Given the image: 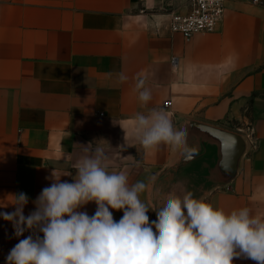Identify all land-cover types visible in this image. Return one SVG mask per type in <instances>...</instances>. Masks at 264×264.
Returning <instances> with one entry per match:
<instances>
[{
    "label": "crops",
    "instance_id": "0c3cea01",
    "mask_svg": "<svg viewBox=\"0 0 264 264\" xmlns=\"http://www.w3.org/2000/svg\"><path fill=\"white\" fill-rule=\"evenodd\" d=\"M187 2L0 0V213L13 212V195L24 192L30 214L52 173L73 182L81 145L91 150L97 143L109 171L149 185L140 199L151 214L158 188L162 205L182 195L194 163L165 144L145 150L133 137V117L157 108L177 129L195 121L247 137L237 177L203 197L225 212L247 207L264 217V6L230 0L214 32L185 38L168 23ZM138 76L152 93L147 106L135 89ZM188 133V143L198 145ZM174 168V181L163 185ZM96 209L93 201L78 210L92 216ZM110 211L116 221L123 216ZM30 234L15 237L0 216V264ZM233 264L257 262L240 257Z\"/></svg>",
    "mask_w": 264,
    "mask_h": 264
},
{
    "label": "clouds",
    "instance_id": "9594fccd",
    "mask_svg": "<svg viewBox=\"0 0 264 264\" xmlns=\"http://www.w3.org/2000/svg\"><path fill=\"white\" fill-rule=\"evenodd\" d=\"M117 80L128 77L120 72ZM135 89L147 106L152 93L145 78L138 76ZM133 123V137L145 150L165 144L186 160L199 155V146L188 143V130L175 128L163 109L138 112ZM81 146L73 182L53 172L50 186L33 201L34 211L24 215L29 197L19 192L13 195L15 210L0 213L12 223L15 237L31 233L9 251L6 264H233L240 257L264 264V217L247 207L225 212L185 191L166 199L150 223V209L140 199L149 185L130 184L127 172L109 171L99 143L91 150ZM156 179L149 177L153 184ZM93 201L92 216L78 210ZM110 209L123 211L119 221Z\"/></svg>",
    "mask_w": 264,
    "mask_h": 264
},
{
    "label": "water",
    "instance_id": "95a60500",
    "mask_svg": "<svg viewBox=\"0 0 264 264\" xmlns=\"http://www.w3.org/2000/svg\"><path fill=\"white\" fill-rule=\"evenodd\" d=\"M188 131L199 142V155L187 162L190 177L185 183L186 191H192L196 198L206 192L229 186L237 177L242 160L247 152L248 141L242 133L231 132L208 124L190 121ZM230 144V147H226ZM213 153L210 154V150ZM177 168V166H176ZM173 172L166 175L162 184L167 186L174 180Z\"/></svg>",
    "mask_w": 264,
    "mask_h": 264
},
{
    "label": "built area",
    "instance_id": "2783aa9c",
    "mask_svg": "<svg viewBox=\"0 0 264 264\" xmlns=\"http://www.w3.org/2000/svg\"><path fill=\"white\" fill-rule=\"evenodd\" d=\"M230 0H188L186 12L173 11L168 23L169 30L180 33L185 38L196 34L214 32L222 21ZM252 4L263 5L264 0H247ZM173 66L178 65V58L172 57ZM168 102L167 105H170ZM104 115V113H101Z\"/></svg>",
    "mask_w": 264,
    "mask_h": 264
},
{
    "label": "rangeland",
    "instance_id": "374dc122",
    "mask_svg": "<svg viewBox=\"0 0 264 264\" xmlns=\"http://www.w3.org/2000/svg\"><path fill=\"white\" fill-rule=\"evenodd\" d=\"M242 135L247 139V137H246L244 134H242ZM247 141H248V139H247ZM159 187H160V185H159ZM161 196H162V191H161L160 188H158L157 198H156V204H155V210H158V209L162 206ZM151 211H152V210H151ZM147 215L149 216V218L152 217V219H149V222H150V223H151V221L156 220V217H157V216H156V212H155V211H153L152 214H151V212L149 211V212L147 213ZM154 231H155V229H154Z\"/></svg>",
    "mask_w": 264,
    "mask_h": 264
},
{
    "label": "snow or ice",
    "instance_id": "6c2138e0",
    "mask_svg": "<svg viewBox=\"0 0 264 264\" xmlns=\"http://www.w3.org/2000/svg\"><path fill=\"white\" fill-rule=\"evenodd\" d=\"M231 145L230 144H226V147H230Z\"/></svg>",
    "mask_w": 264,
    "mask_h": 264
}]
</instances>
